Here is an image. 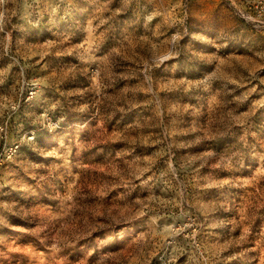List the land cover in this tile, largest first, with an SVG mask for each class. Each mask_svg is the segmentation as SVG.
I'll use <instances>...</instances> for the list:
<instances>
[{"label": "rangeland", "instance_id": "rangeland-1", "mask_svg": "<svg viewBox=\"0 0 264 264\" xmlns=\"http://www.w3.org/2000/svg\"><path fill=\"white\" fill-rule=\"evenodd\" d=\"M257 0H0V264H264Z\"/></svg>", "mask_w": 264, "mask_h": 264}, {"label": "built area", "instance_id": "built-area-1", "mask_svg": "<svg viewBox=\"0 0 264 264\" xmlns=\"http://www.w3.org/2000/svg\"><path fill=\"white\" fill-rule=\"evenodd\" d=\"M252 7L259 11L260 14L264 13V0H257L252 3Z\"/></svg>", "mask_w": 264, "mask_h": 264}]
</instances>
